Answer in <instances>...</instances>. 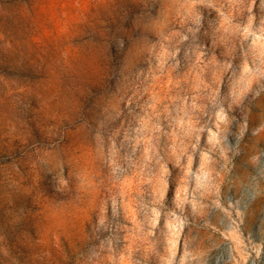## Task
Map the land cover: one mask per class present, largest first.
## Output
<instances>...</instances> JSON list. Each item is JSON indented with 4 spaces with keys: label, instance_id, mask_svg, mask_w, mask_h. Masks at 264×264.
<instances>
[{
    "label": "clouds",
    "instance_id": "1",
    "mask_svg": "<svg viewBox=\"0 0 264 264\" xmlns=\"http://www.w3.org/2000/svg\"><path fill=\"white\" fill-rule=\"evenodd\" d=\"M0 264H264V0H0Z\"/></svg>",
    "mask_w": 264,
    "mask_h": 264
}]
</instances>
